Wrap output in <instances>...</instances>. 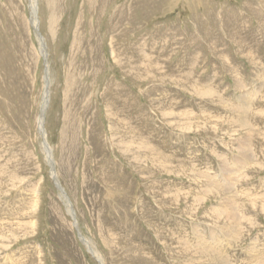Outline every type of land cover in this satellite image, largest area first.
<instances>
[{
  "label": "rangeland",
  "instance_id": "obj_1",
  "mask_svg": "<svg viewBox=\"0 0 264 264\" xmlns=\"http://www.w3.org/2000/svg\"><path fill=\"white\" fill-rule=\"evenodd\" d=\"M263 158L264 0H0V264H257Z\"/></svg>",
  "mask_w": 264,
  "mask_h": 264
},
{
  "label": "bare ground",
  "instance_id": "obj_2",
  "mask_svg": "<svg viewBox=\"0 0 264 264\" xmlns=\"http://www.w3.org/2000/svg\"><path fill=\"white\" fill-rule=\"evenodd\" d=\"M35 28V27H34ZM38 33V32H37ZM38 36H39V34H38ZM39 39H40V41H41V43H42V39L40 38V36H39ZM40 47H43V45H41ZM44 49V48H43ZM149 65V64H148ZM153 66V65H152ZM148 68V67H147ZM151 69V68H150ZM44 81H45V78H44ZM234 82V81H233ZM46 83H47V79H46ZM204 85H206V84H204ZM48 86V85H47ZM44 88V87H43ZM237 89V88H236ZM49 92V91H48ZM245 94V93H244ZM47 99V100H46ZM47 102H48V94H47V96L45 97V99H43V102H42V106H41V108H40V111L42 112L41 113V115H40V117H39V119H38V122H37V127H38V130H39V133L41 134V133H43V113H44V110H45V107H46V104H47ZM183 116H184V114H183ZM182 116V117H183ZM185 117V116H184ZM186 118V117H185ZM188 121V120H187ZM186 121V122H187ZM182 122H184V121H182ZM189 122V121H188ZM185 123V122H184ZM184 125V124H183ZM190 125V124H189ZM188 125V126H189ZM237 125H238V123H237ZM233 135V134H232ZM40 136H42V135H40ZM182 140V139H181ZM252 140V139H251ZM247 143V142H246ZM243 144V143H242ZM245 145V144H244ZM240 147H241V145H240ZM245 148V147H244ZM251 148V147H250ZM151 149V148H150ZM260 149V148H259ZM263 149V148H262ZM250 151H251V149H250ZM252 154L253 153H251V154H248V156L249 155H251L252 156ZM247 156V157H248ZM250 159H251V157H250ZM264 159V158H263ZM257 156L255 157V159H254V163L257 165ZM254 164V165H255ZM259 164V163H258ZM251 164H249V166H250ZM256 167V166H255ZM228 169V168H227ZM230 169V168H229ZM227 171H229V170H227ZM235 173V172H234ZM52 176H53V171H52ZM239 179V178H238ZM236 180V179H235ZM243 180V179H242ZM241 181V180H240ZM58 186V185H57ZM232 186H234V185H232ZM231 186V187H232ZM215 211V210H214ZM211 212H213L212 210H211ZM217 214H220V216L222 215V213L223 212H220V211H215ZM214 212V213H215ZM223 215H225L226 216V218L229 220V223H232L235 219H238V218H236L237 216L236 215H234V213H232V214H229V213H227V212H224V214ZM219 216V217H220ZM228 216H231V217H228ZM236 216V217H235ZM217 217V216H216ZM235 217V218H234ZM221 218V217H220ZM219 218V219H220ZM242 218V217H241ZM217 220H218V218H217ZM236 221V220H235ZM239 221V220H238ZM240 222V221H239ZM228 223V224H229ZM235 224V223H234ZM238 224V223H237ZM233 228V227H232ZM239 228V227H238ZM227 229V228H226ZM232 230V229H231ZM234 232H235V229H234ZM237 232V231H236ZM233 233V231L230 233V234H232ZM228 234V233H227ZM236 234V233H235ZM234 234H232V236H233ZM235 236V235H234ZM233 236V237H234ZM239 237V236H238ZM236 238V237H235ZM231 239H232V237H231ZM197 240V239H196ZM181 241V240H180ZM180 243H182L180 246H181V248L183 249V248H185V244H184V242L182 241V242H180ZM180 243H177V244H180ZM187 243V242H186ZM202 243V242H201ZM206 243V242H205ZM235 243V242H234ZM191 245H192V243H191ZM218 245V244H217ZM187 246V248H191V246L189 245H186ZM204 246V245H203ZM210 246V245H209ZM213 247V246H212ZM194 248H195V252H194V254H196V256H197V261L196 260H194L193 259V256L191 255V254H189L188 252H185L184 251V253H186L185 255L187 256V257H189L192 261H194L195 263L197 262L198 264H202V261H205L206 262V260H207V262L208 261H210V263L211 262H215V261H222V257L220 256V254H219V251L218 250H215V249H212V248H205V247H202V245H200V244H196V245H194ZM188 250V249H187ZM190 251V250H189ZM221 251V250H220ZM223 252V251H222ZM193 254V255H194ZM216 254H217V256H216ZM212 255V257H210ZM195 256V257H196ZM215 256V257H214ZM214 257V259H212ZM260 258H264V257H260ZM189 259V260H190ZM255 260V259H254ZM256 261V260H255ZM175 262V261H174ZM181 263V262H180ZM227 263V262H226ZM251 263V262H250ZM257 264H264V260H262V261H259V262H257Z\"/></svg>",
  "mask_w": 264,
  "mask_h": 264
},
{
  "label": "water",
  "instance_id": "obj_3",
  "mask_svg": "<svg viewBox=\"0 0 264 264\" xmlns=\"http://www.w3.org/2000/svg\"><path fill=\"white\" fill-rule=\"evenodd\" d=\"M34 29V31L36 32V34H37V36H38V33H37V28H33ZM38 38H39V36H38ZM40 40V39H39ZM46 77H47V73H46V71L44 72V78H45V85H44V93L46 92V87H47V83H46ZM40 113H42L41 111H40ZM57 189H59V187H57Z\"/></svg>",
  "mask_w": 264,
  "mask_h": 264
}]
</instances>
